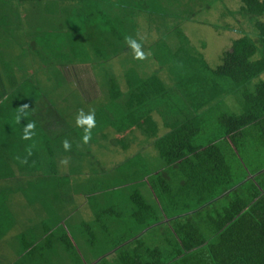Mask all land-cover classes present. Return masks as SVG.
<instances>
[{"label":"trees","instance_id":"trees-1","mask_svg":"<svg viewBox=\"0 0 264 264\" xmlns=\"http://www.w3.org/2000/svg\"><path fill=\"white\" fill-rule=\"evenodd\" d=\"M231 5L230 0L228 3L227 0H0V31L7 32V35L0 34V44L11 38L9 34H15L19 24L28 23L27 16L30 14L31 20L36 22L50 19L52 30L60 27L56 25L64 19V28L69 31L66 35L70 37L71 43L69 48L66 45L67 49L60 52L65 57L63 59L86 58L79 65L88 64L93 70L94 61L91 58H110L112 54L116 57L121 54L126 90L122 91V87H118L111 73L102 72L110 84L107 88L109 102H116L119 108L125 107V113L117 111V114H123L120 120L123 130L141 124L139 121L143 119V123L151 124L154 108L164 107L166 102L177 107L172 103V97L177 95L175 90L179 88L177 85L187 88L185 95L193 100L192 114L185 115L180 111L179 116L176 115L177 121L167 124L163 134L156 131L149 134L155 139L153 149L158 152L164 166L171 169L174 181L184 186L170 196L160 198V203L167 198L168 201L176 200L174 207L169 209L162 206V209L173 213L165 219L174 220L171 228L175 234V244L179 246L175 253L177 256L165 263L159 249L145 248L141 252L121 253L117 259L121 264H185L188 259L192 260V264H264V164L260 162L256 168L250 169L243 158L244 154L249 157V152L258 151L259 158L264 162V0H237L236 7L230 9ZM215 14L218 18L214 20ZM97 15L102 16L105 24L100 29L95 28ZM24 16L26 18L23 20ZM177 17L192 18V24L199 25L194 27L195 30L205 26L213 31L235 33L238 37L231 40L224 51L215 53L208 52V48L211 49L210 41L208 45L199 39L195 42L191 39V42L186 34L181 37L178 32H174L176 28L167 29L169 43L164 42L160 38L162 24L158 25L157 20L176 23ZM125 18L147 22L143 24L147 27L153 25V30L160 34L152 43H144V40L139 42L143 58L150 57L158 63L155 68H150L152 71L148 82L139 78L144 66L139 64L133 70L127 69L130 67V58L137 60L134 62H139L140 58L135 57L129 44L127 47L119 44L128 40L120 29L127 20ZM151 18L153 22L149 21ZM150 27L147 30L152 33ZM88 28H91V32ZM113 33L117 38L115 44L112 43ZM94 39L99 42L98 46H94ZM197 45L205 50H199ZM168 58L174 65L173 71L169 69ZM1 65L0 71L4 69L10 82L16 85V80L9 75V63L3 61ZM160 73L165 79L181 80V84L172 82L173 85L169 86L167 82L168 85L162 83L165 79L158 77ZM61 74L57 72L56 76L60 77ZM66 84L70 85V82L59 83L56 90L65 88ZM191 85L198 89L197 95L190 91ZM23 88V95L28 98L31 90L28 88L26 93L27 88ZM200 95L209 99L205 103H197L196 98ZM218 98L217 122L213 124L210 121L207 128L206 114L202 109L208 101ZM2 100L0 93V107ZM32 105L29 113H26L27 123L44 122V118L36 115V111L39 112V108H45L46 105L41 103V98ZM54 110L58 109L55 107ZM30 112L36 113V116ZM94 113L97 122L104 118L102 113ZM133 116L136 118L125 120ZM101 121L99 124L103 128L107 123L104 119ZM121 128L117 131H122ZM34 129L35 134L27 140L22 138L23 128L21 134H17L20 138L14 137L11 134L13 131L0 132L2 144L8 142L9 145H15L12 149L8 146L0 152L2 158L8 155L4 163L0 164L1 168L9 165L10 161L19 169L24 167L23 171L31 169L34 158L29 165L24 160L20 162L22 156L26 153L25 159L32 160L30 157L37 155L38 144H42L43 140L48 144L44 146L50 147L51 139L57 132L48 133L38 127ZM202 133L207 138L206 143L198 142ZM60 135L62 139L65 137L64 141L67 139L64 132ZM80 139L83 140V137ZM60 141L61 144L64 142ZM73 144L76 141L73 140ZM19 150L23 155L14 160ZM225 153L238 157L236 167L241 169L240 172H233V159ZM134 203L135 213L132 215L138 223L143 214L153 219L140 230L141 233L162 224L158 219L160 215L151 206L148 207L139 194L134 196ZM131 241L139 245L143 238L136 234L122 241L117 248H128L132 245Z\"/></svg>","mask_w":264,"mask_h":264},{"label":"rangeland","instance_id":"rangeland-1","mask_svg":"<svg viewBox=\"0 0 264 264\" xmlns=\"http://www.w3.org/2000/svg\"><path fill=\"white\" fill-rule=\"evenodd\" d=\"M181 1L184 2V0ZM230 1L232 3L230 9L235 8L237 0ZM76 16L79 15L76 14ZM27 17L29 18L28 23L20 22L21 25L19 24V29H16L15 34L12 32L13 35H8L11 38L3 40L0 44V67L2 66L1 64L3 61L4 63L8 62L11 68L9 75L13 76V79L16 80V85H13L5 70L2 69L0 71V79L2 80L0 83V93L1 97H3L0 107V109H2V111H0V126H2L0 127V132L3 130L9 132L13 131L11 134L14 137L20 138L17 134H21L22 128L27 124L28 120L26 113H29L28 109H30V106L36 101V99L39 100L41 98V103L51 107L55 106L58 109L56 114L60 118H64V122L67 123V126L65 125V130H69L68 132H63L67 136L66 140L69 142L70 148L68 150L63 148V143L61 144L60 140L64 141L65 137L62 139L57 132L54 133V136L51 139L50 147L47 146L48 148H46L44 146L48 145L44 140L41 141L42 144H38L39 151L36 146L38 152H36L37 155L34 157H30L32 160L25 159L26 153L24 155L18 153L19 156L14 157L15 160V158H19L23 155L20 162L23 163L22 160H24L26 163L29 162V165H31L34 158V165L32 167L48 170L46 171L47 175L45 177L49 181V185L46 186L44 185L45 183L33 185L35 178L24 179L15 185H3V183L0 182V188L2 189L0 190V218L2 216L4 217L2 219L3 222H0V227L2 228L0 231L3 235L11 229L15 231L20 230L25 233V242L27 244L34 243L35 246H37V243L40 244L46 241L44 238L46 230L42 229L40 225L41 223L39 220L41 218L39 215L47 214L48 218L45 221V225L48 230H52L59 235H62L64 232H70L75 243L74 247H71L72 249L69 250L66 247L65 242L57 243L56 245L54 244V246L53 243L56 241L54 240L52 242L53 247L46 253L42 252L44 249H31V252L29 253L24 247H20V252L17 251L18 249H15L14 254L16 256L21 254V256L13 259L10 264H121L120 260L117 261L121 253H132L135 250L141 252L145 250V248L159 249L163 254L164 262H171L170 258L176 257L177 255H175V253L179 249V246L175 244L176 239L173 238L170 240V238L166 237L167 234L158 231L155 226L150 230H147V228L145 232L141 233L140 230L152 222V217L148 214H143L142 218L139 219L141 222L138 223L137 220L131 216L134 202H131L130 196L135 190L140 192V183H142L144 177L146 178L149 173L158 170L163 164L162 161L157 160L154 155H151V153L147 154L143 160L139 158L129 160L126 158L127 153L122 150V145L127 144V147H130L132 151L146 150L144 148L148 149V147H150L151 151V142L153 139L149 138L152 136L149 135L151 130L148 133L147 131L149 130V127L145 126V129H143L146 133L144 130L140 133V135H144L145 143L138 142L132 146V144L129 143V139L136 138L135 133L130 137L124 136L121 139L111 141V138H113L114 135L112 136L110 130L108 132L106 129L109 127L110 129L113 128L114 130H118L123 125L122 121H120L122 120L123 114H117V111L125 113V107L122 106L123 108H119L110 105V96H108L109 94L107 93V88L110 87V84L108 83L109 80L105 79V74L102 72L107 71V74L111 73L114 76V80L117 82L118 87L123 88L125 86V79L122 75L123 68L121 65V54L117 57L115 54H112V56L110 55V58H91L94 61L93 70L88 64L83 66L79 65L82 63V59L86 58L63 59L65 57L61 55L60 52L65 51L67 47L69 48L71 43L70 37L66 35V32L69 31L67 28H64V19L56 25V27H60L52 30L50 29V19H47V22L43 20L41 22H36L33 19L31 20L30 14H28ZM101 17V15H97L96 22H94L96 29H100L105 25ZM25 18L26 17L24 16L23 20ZM216 18H218L217 14L214 15L213 19L215 20ZM125 19L127 20L124 24H121L122 26L120 29L123 31L124 36L128 37V40L119 42V44H122L124 47H127L129 44V39L135 40L137 43L140 41L142 42L143 40L144 43H152L158 35L160 36L157 31L153 30V25H150L151 27L149 26L151 28L150 30L153 32H148L147 29L149 27L143 24L147 22L134 21L133 18ZM177 19L178 21L176 23L160 21V19L157 20L159 23L158 25L162 24L161 29H163V32L161 33L160 38H163L164 42L169 43V37L166 36L167 29L176 28L174 29V32H178L179 36L182 37L186 34L190 37V40L192 39L194 42L199 39L208 45L210 41L211 49L208 48V52L212 51L215 53L217 51H224L230 45L231 40L238 37L235 33L213 31L205 26L200 27L199 30H195L194 27L196 28V26L199 25L192 24V18L181 19L177 17ZM149 21L153 22V18ZM168 21H171V19ZM163 23L165 24L163 25ZM68 26L69 28H72L71 24H68ZM192 30L194 31L192 32ZM88 31L91 32V28H88ZM0 34L7 35V32L0 31ZM174 36L176 37V35ZM95 39L94 46H98L99 42L97 43ZM116 41V35L113 33L112 43L115 44ZM176 41L177 43H180V41ZM212 47L215 48L212 49ZM197 48L200 50L202 47L197 45ZM201 50L204 51L205 49L203 50L202 48ZM107 59L110 60L106 62ZM130 60V67L127 68L129 70H133L136 65L140 64L139 66H144V71H149L150 68H155L158 65V63H155V60H152L150 57L140 59V61L142 60L141 62H134L137 61L135 58H130ZM168 60L170 64L169 69L170 71H173L174 65L171 58H168ZM57 72H70L71 74H68V80L73 81L74 84L70 82V85H65V90L56 91V87L59 83L68 82L63 74H61L60 77H57ZM75 72H77V74H75ZM81 73H85L87 82L89 81L91 84V91L87 90V92H83L82 87H84V84ZM78 77L80 79H78ZM95 78H97L99 87L103 92V95L98 102L89 100L98 96L99 90ZM139 78L148 82L151 75L143 74V76H140ZM166 82L169 86L173 85L172 82L181 84V80L179 81V79H175V81H172V79H165L162 83L165 84ZM177 86L179 87L178 90H175L177 95L172 97V103L176 104L178 109L173 104L171 105L166 102L164 108L159 110L158 113L166 116H179L180 111L184 112L185 115L192 114L193 100L192 98L186 97L185 93L187 88H182L180 85ZM23 87L27 88L26 93L29 91L28 88L31 90V93L28 92L30 95L28 98L23 95V93H25ZM93 88L95 91H93ZM190 91L195 93V95L199 93L198 89L192 85L190 86ZM196 99L197 103H199V101L205 103L209 98L204 99L200 95ZM79 104L83 105L79 106ZM218 105H220L219 98L213 101H208L206 107L202 109L204 114H206L205 120L207 128L209 127L210 121L213 124L217 122L216 108ZM96 108H98V110L95 112L102 113V117L104 118H100L99 122L96 121L95 127L91 130L90 139L87 142H81L80 135L83 137L85 133L81 127L76 125V118L81 110L85 114H88L89 112H94V109ZM155 109L157 108H154V110ZM25 116L26 119L21 121V118H24ZM136 117H127L125 120H129L130 118L135 119ZM49 118L51 122L57 119L54 116H49ZM102 119L107 123L104 132V128L100 127L99 124L100 122H103L101 121ZM33 123L35 128L40 126L39 121H34ZM139 123H141V121H139ZM141 127L142 126L138 128ZM123 128L124 127L120 130L124 131ZM76 129H80V131L78 130L76 132L78 137L76 139V144H73L72 140L74 139V133L72 130ZM130 130H135V128ZM122 131L115 134L121 135ZM138 131L140 132V130ZM2 141L3 139L0 140V152L5 151L8 146L10 149L15 146L13 143L9 145L8 142L2 144ZM103 141L106 145L102 144ZM206 141L207 138L205 135H201L198 139V142L200 143H206ZM34 145L35 144L33 143V146ZM109 146L113 149H107L110 148ZM223 149L227 150V147H224ZM14 150L17 149L15 148ZM100 150H106L107 153L111 152V154L107 155V157H111L112 159L110 164L106 163V158L104 163L106 167H111L113 172V174L108 177L105 176L104 169L99 173V166H89V155H92V157L96 156L97 161L98 154H102ZM50 152L53 154H50ZM225 155L228 156L229 154L225 153ZM4 158L0 156V164L4 163V160H6ZM243 158L245 159V162L247 161L246 163L250 165V169L256 168V165H259L260 162L264 164L263 160L259 158L258 151L249 152V157L244 154ZM65 159H68V166L64 163ZM230 159H233V163L231 162V164H233V172H240L241 169L236 167L238 166V157L230 156ZM80 160L84 162V165H81L82 167L78 165L70 166V163L75 164ZM61 163L63 164V167H66L60 169L62 174L59 175L57 173L56 165L62 167L60 166ZM8 164L9 165L2 168L0 166V179L12 177L16 171L25 169L23 167L14 170L13 168L15 165L10 161ZM25 167H28V165ZM31 170L32 169H27L26 172ZM131 171H133V174H130ZM134 182L137 183L134 184ZM52 186L54 187L52 188ZM59 187L61 188V191L59 190ZM14 188L15 191H13ZM146 188V190L143 189L142 191L143 201L146 203L149 202V204L151 203V206H154V197L150 194L148 187ZM100 190H105L104 192L110 197L111 201H115L116 203L119 202V205H115L113 211L114 215L111 219L108 218L106 221L102 220L101 224H98L95 219L88 220L86 222L89 223L88 226L80 224L78 221L81 220L82 215L80 214V211H77L76 209L77 203L83 201L86 195L90 192L96 193ZM53 194L56 195L57 198H55ZM111 196L113 197V200ZM21 198L24 200V205L22 207L17 206V208L15 206L14 208L13 202L10 201V199H15L17 202L16 205H18V200L21 201ZM8 199L9 201H7ZM46 202L48 206L46 205ZM12 205L13 208H11ZM152 208L155 210L154 207ZM41 211L43 213H41ZM12 214H15L16 218L20 217L18 221L21 220V222H25L23 223L24 225L20 224L17 226ZM136 234L139 237L144 236L143 241L139 245L136 242L131 241L132 245L128 248H123V246L122 248H117L122 241L131 239L136 236ZM48 240L52 241V237ZM7 250L8 253L12 251L9 249ZM176 259L177 258H175V260Z\"/></svg>","mask_w":264,"mask_h":264},{"label":"crops","instance_id":"crops-1","mask_svg":"<svg viewBox=\"0 0 264 264\" xmlns=\"http://www.w3.org/2000/svg\"><path fill=\"white\" fill-rule=\"evenodd\" d=\"M141 73L142 74L139 75V76H143V74L149 75L151 73V71L150 70L149 71H147V70L144 71V68H143ZM161 75L162 74L160 73L158 77H160V79H165V76H161ZM126 89H127V87H123L122 91L126 90ZM98 90H99L98 91V96L93 97V98H91L89 100L96 101V102L100 101V99H101V97L103 95V92L101 91V88L99 86H98ZM93 91H95V89ZM110 105L116 107L117 103L116 102L113 103V104L110 103ZM163 108L164 107H161V108L158 107L157 109H155L152 112L151 118H152L153 122L151 124L150 123H147V124L143 123L145 121V119H143L141 124H139V125H133V126L131 125L129 127H126L125 130L121 132V135L115 134L118 131L114 130L113 128L112 129H110L109 127L106 128L108 132L110 130V133L112 134V136L114 135V137L111 138V141L115 140V139H121L124 136H129L130 137L131 135H134V133H135L136 138L129 139V143H131L132 146L134 144L138 143V142H142V143L144 142L145 143L144 135H140L141 131H143L145 129V126L149 127V130L147 132H150V130H151V132L156 131V133H158V134L160 132H161L160 134H163L164 130L167 128V124L175 123V121H177V116L176 115H167L166 116V115H162V114L158 113V111L163 109ZM97 110H98V108L94 109V112L97 111ZM115 112H116V110H115ZM30 113H31V115L36 116L34 112H30ZM54 124H55V121L51 122L50 120L47 119V120H44V122L42 121L39 124L40 126L38 128L41 131L46 130V132H48V133L52 132V131L60 132V133H58L59 136H61L60 134H62L63 131L68 132V130H69V129L65 130V128H62V127H61V129L54 128ZM126 126H128V124ZM140 126H142V127L138 128ZM105 127H103L104 128L103 132L105 130ZM132 128H135V130H130ZM78 130L80 131V129L72 130L73 133H74V136H73L74 142L76 141V139L78 137V135L76 134V132ZM138 130H140V132ZM144 132L146 133L145 130H144ZM202 134L204 135V133H202ZM42 137H44V136H42ZM80 137H82V135H80ZM61 138H63V137H61ZM149 138H153V136H150ZM73 140H72V143H73ZM80 140L83 141L82 139H80ZM154 140L155 139L153 138L152 142H151V145L154 143ZM102 144L106 145L104 141H103ZM110 145H111V143H110ZM107 149L111 150L113 148L110 147V148H107ZM144 149H146V150L142 149V150L132 151L130 147H127V144L126 145H122V150H124L127 153L126 158L129 159V160H131V159L134 160L135 158H139V159L143 160L147 156V154L151 153V155H154L157 160L162 161V159H160V157H159L158 152L156 150H154L152 146H151V151H150V147H148V149L147 148H144ZM20 152H21V150H19L14 155V157H18L19 156L18 153H20ZM100 152L102 154H100V153L98 154V160L97 161H96V156L92 157V155H89V160H88L89 166H99V169H100L99 173L102 172L103 169H104L105 176L108 177V176L112 175L113 172L111 170V167H106L104 163H105V158H106L107 159L106 163L110 164L112 159H111V157H107V155L111 154V152L107 153L106 150H104V151L100 150ZM64 163L67 165L68 164V159L67 160L65 159ZM82 164L84 165V162L82 160H80V161H77L75 164L70 163V166L71 165L81 166ZM162 164L163 165H161L158 168V170L149 173L146 176V178L144 177L142 183L138 182V183L141 184L140 185V192H138V190H135L133 192V194L130 196V199H131V202L133 203L134 202V196L135 195L138 196V193H139V196H141L142 199H143L142 191H143V189L146 190L147 189L146 187H148V190L150 191V194L152 195V197H154V201H153L154 202V206H151V203L149 204V202H147V203L145 201L144 202L147 204L148 207L151 206V207L155 208V211H156L157 215H160L158 219H160V221L162 222V224L160 223V225L155 226V227H157L158 231H161L163 234H167L166 235L167 238L173 239V238H175V234L173 233V228H171V227L173 225L174 220H173V222L169 221V220H166L167 218H169L167 216L168 215L172 216L173 213L164 211L162 209V206H164L165 208H169L170 209V208L174 207V205L176 204V200L170 199L168 201V198H167V199H164L160 203V201H161L160 198L162 199L166 195L170 196L172 193H174L175 191H177L178 189H180L181 187H184V186L179 184L178 182H175L174 179H173V175L171 173L172 172L171 169H169L168 167H165L163 161H162ZM14 165L15 166H14L13 169L14 170L15 169L18 170L19 167L16 164H14ZM60 166H62V167H59L58 165H56L57 173L59 175L62 174L60 172V169L66 167V166L63 167L62 163H61ZM31 169L32 170L29 171V174L26 173V171H23V170L16 171L12 177H8V178H5V179H0V182L3 183V185H15V184L19 183L20 181H23L24 179L35 178V182H33V185L38 184V183H45L44 185H46V186L49 185V181L45 177L47 175L46 174V171H48L47 169H43V168H39L38 169L36 167H34V169H36V170H34L33 168H31ZM130 174H133V171H131ZM149 176H150V178H149ZM136 183L137 182H134V184H136ZM53 187L54 186H52V188ZM0 190H2V189L0 188ZM20 190H22V189H20ZM59 190L61 191V188ZM13 191H15V188L13 189ZM104 191L105 190H103V191L100 190V191H97L96 193L95 192H90L88 195H86V197H85V199L83 201H81L80 203H77V208L76 209H77V211L79 210L80 214L82 215L81 216V220L78 221L80 224L88 226L89 223H86V222L88 220H94V219H95V221L98 224H101L102 220L106 221V220H108V218L111 219V217L114 215L113 211H114L115 205L116 204L119 205V202L116 203L115 201H111L110 197ZM53 196L55 198H57L56 195L53 194ZM111 198L113 200L112 196H111ZM15 199H10V201L13 202L14 208H15V206L17 208V206L18 207H22L24 205V200L22 198H21V201L18 200V205H16L17 202H16ZM7 201H9V199ZM171 204H173V205H171ZM13 205L11 206V208H13ZM46 205L48 206L47 202H46ZM133 207L135 208V203L133 204ZM133 207H132V211H131V216L132 217H133L132 214L135 213ZM41 213H43V212L41 211ZM177 213H179V212H177ZM16 216H18V215H16ZM12 217L14 219V222L17 224V226H19L20 224L24 225L23 223H25V222H21V220L18 221V219L20 217L16 218L15 214H12ZM39 217L41 218L39 220V222L41 223L40 225H41L42 229L46 230L44 238L46 239L47 242L45 241V242L40 243V244L37 243V246H35L34 243L33 244H27L25 242V233L20 231V230L15 231V230L11 229L7 233H4L3 235L1 234V231H0V264H10L13 259H15L16 257L21 256V254H19L18 256H16L14 254L15 253V249H18L17 251L20 252V247L21 248L24 247L26 249V251L29 252V253L31 252V249L32 250L33 249H41V250L44 249V251H42V252L46 253V252H48V250H50L53 247L54 244L56 245L57 243H61V242H65L66 247L69 250L72 249L71 247H74V243H75L74 242V238H72L70 232H64L62 235H59V234L53 232L52 230L50 231V230H48V228L45 225V221L48 218L47 214L46 215L40 214ZM165 217H166V219H165ZM3 218H4L3 216L0 218V222H3V220H2ZM31 221H33V220H31ZM1 229L2 228L0 227V230ZM50 237H52V241L48 240V239H50ZM140 237H141V239L144 238V236H140ZM41 240H39V241H41ZM54 240H56V241H54ZM53 241H54V243L52 245ZM7 249L12 250V251L8 253ZM17 251H16V253H17ZM135 252H137V251H135ZM189 255H192V254L189 253ZM186 263L187 264L188 263L192 264V260L188 259L187 261H185V264ZM170 264H177V262H172Z\"/></svg>","mask_w":264,"mask_h":264},{"label":"clouds","instance_id":"clouds-1","mask_svg":"<svg viewBox=\"0 0 264 264\" xmlns=\"http://www.w3.org/2000/svg\"><path fill=\"white\" fill-rule=\"evenodd\" d=\"M131 49L134 52V55L136 58L142 59L144 57V53L140 50L141 46L139 43H137L135 40L129 39L128 41ZM23 111V110H21ZM76 125L78 127H81L85 133L83 136V140L87 142L91 137V130L95 127L96 120H95V113L89 112L88 114H85L82 110L79 112L76 121ZM35 125L34 123H27L26 126L23 128V139H30L35 133H34ZM63 148L65 150H68L70 148V144L67 140L63 142Z\"/></svg>","mask_w":264,"mask_h":264},{"label":"flooded vegetation","instance_id":"flooded-vegetation-1","mask_svg":"<svg viewBox=\"0 0 264 264\" xmlns=\"http://www.w3.org/2000/svg\"><path fill=\"white\" fill-rule=\"evenodd\" d=\"M76 65H78V64H76ZM83 66V65H82ZM63 75H64V77H65V79L68 81V82H71V83H73V81H70V80H68V74H71L70 72H63L62 73ZM75 74H77V72H75ZM82 74V80H83V84H84V87H82L83 88V92L85 93V92H87V90L88 91H91V84L89 83V81L87 82V80H86V78H85V73H81ZM78 79H80L79 77H78ZM95 80H96V83H97V87L99 86V82H98V80H97V78H95ZM74 84V83H73ZM65 88L64 87H62V89H59V90H64ZM94 89V88H93ZM92 89V90H93ZM56 91H58V90H56ZM46 105V104H45ZM39 112H37L36 111V115H38V116H41L42 118H44V120H49L50 118H49V116H54V117H56L57 119L55 120V124H54V128H57V129H61V127L62 128H65V125L67 126V123H65L64 122V118H60L57 114H56V111L53 109V108H51L50 106H47L46 105V107L45 108H39ZM41 111H43V112H41ZM52 112H53V114H52Z\"/></svg>","mask_w":264,"mask_h":264}]
</instances>
